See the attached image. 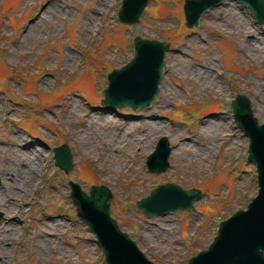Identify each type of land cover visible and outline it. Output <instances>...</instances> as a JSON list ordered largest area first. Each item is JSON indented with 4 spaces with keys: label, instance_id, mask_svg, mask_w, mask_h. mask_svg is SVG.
Instances as JSON below:
<instances>
[{
    "label": "rangeland",
    "instance_id": "374dc122",
    "mask_svg": "<svg viewBox=\"0 0 264 264\" xmlns=\"http://www.w3.org/2000/svg\"><path fill=\"white\" fill-rule=\"evenodd\" d=\"M122 1L0 0V164L15 162L20 141L40 149L22 225L6 220L7 204L0 208V231L10 232L13 246L0 264H105L76 215L71 181L87 193L108 187L113 218L158 264H187L213 242L221 221L257 195L249 139L234 122L231 101L248 97L264 123V27L238 0H224L194 28L186 26L185 0H149L128 25L118 20ZM136 36L171 44L159 94L148 108L106 112L107 75L131 60ZM90 115L99 122L89 124ZM163 136L172 147L169 168L152 173L146 160ZM63 144L73 157L68 174L55 164L54 149ZM166 183L202 197L190 211L148 216L137 208ZM49 216L63 218L51 239L43 234Z\"/></svg>",
    "mask_w": 264,
    "mask_h": 264
},
{
    "label": "water",
    "instance_id": "95a60500",
    "mask_svg": "<svg viewBox=\"0 0 264 264\" xmlns=\"http://www.w3.org/2000/svg\"><path fill=\"white\" fill-rule=\"evenodd\" d=\"M224 0H185L186 26L199 25L202 16ZM249 9L261 27H264V0H238ZM149 0H123L118 11L121 23L136 24ZM132 59L107 76L103 89L102 109L112 113L117 109L137 111L150 107L159 94L164 74L165 55L171 44L136 36L133 39ZM236 126L249 139L247 160L256 166L258 192L246 209L234 212L221 221L217 235L206 250L191 257L188 264H264V123L254 116L251 100L236 95L231 102ZM172 152L170 141L161 137L146 160L152 173H163L169 168ZM55 164L66 174L73 167V157L67 144L54 149ZM70 197L76 215L96 237L105 264H158L148 259L137 242L121 230L111 214L112 192L104 185H93L87 193L75 182H69ZM202 193L198 189H183L177 184L156 186L150 195L137 202L148 216H160L194 209ZM2 214L0 213V218ZM165 264V263H162Z\"/></svg>",
    "mask_w": 264,
    "mask_h": 264
},
{
    "label": "bare ground",
    "instance_id": "6f19581e",
    "mask_svg": "<svg viewBox=\"0 0 264 264\" xmlns=\"http://www.w3.org/2000/svg\"><path fill=\"white\" fill-rule=\"evenodd\" d=\"M88 23L92 22L91 18L86 19ZM101 117L102 121L108 122L110 117L109 115H98ZM142 118V117H141ZM152 117H148L147 120L151 122ZM93 121H98L96 117L90 115L88 117V123L93 124ZM101 121V120H100ZM126 126H132L133 123H125ZM156 124V123H154ZM223 139L227 138V134L222 136ZM190 141V138L183 139L180 145L181 147L187 142ZM80 143L83 142L86 147L89 145V140L84 139L80 140ZM82 145V143H81ZM235 142L230 143L229 147L234 146ZM105 148L112 147L111 144H103ZM20 150L15 154V162L11 161L14 165L9 164L10 167H3L0 164V208H3L5 204L8 205L6 211V220L14 226L22 225L23 217L26 216L27 207L29 206L31 200V193L29 190L35 188L38 184V174L39 169L37 168V162L39 160H32L35 155H39V147L31 140L27 142L20 141ZM62 216L59 218H54V216H49L47 229L43 233L47 239L54 237V232L52 228L56 226L57 223H62ZM1 226V225H0ZM4 229L6 226H2ZM10 232L8 230L0 231V261L2 262L1 257L13 249L11 246Z\"/></svg>",
    "mask_w": 264,
    "mask_h": 264
}]
</instances>
